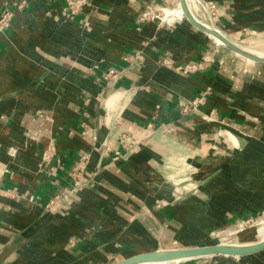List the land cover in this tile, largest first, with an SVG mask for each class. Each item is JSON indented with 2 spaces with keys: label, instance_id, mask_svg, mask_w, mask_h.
Instances as JSON below:
<instances>
[{
  "label": "crops",
  "instance_id": "1",
  "mask_svg": "<svg viewBox=\"0 0 264 264\" xmlns=\"http://www.w3.org/2000/svg\"><path fill=\"white\" fill-rule=\"evenodd\" d=\"M77 1L0 0V264H116L264 239L234 228L264 214V63L187 18L142 19L173 0ZM201 2L187 0L200 21L264 45V0ZM166 264H264V250Z\"/></svg>",
  "mask_w": 264,
  "mask_h": 264
},
{
  "label": "water",
  "instance_id": "2",
  "mask_svg": "<svg viewBox=\"0 0 264 264\" xmlns=\"http://www.w3.org/2000/svg\"><path fill=\"white\" fill-rule=\"evenodd\" d=\"M181 6L185 9V16L187 20L193 24L199 30L207 33L210 36L219 38L222 42V45L226 46L230 50L244 56L253 61L263 62L264 57L258 56L256 54L250 53L244 47L232 41L224 33L215 27H210V25L200 21L196 16L193 15L188 3L186 0H180ZM114 81V80H113ZM112 81V82H113ZM105 147H100V155L97 162V168L100 169L101 164L105 155ZM85 173V172H84ZM85 175L83 174L80 178L78 184L61 200L58 201L54 207H57L60 204L67 203L70 198L76 196L79 191L86 185ZM183 197L179 198L181 200ZM264 250V239L252 243V244H207L201 246H190V247H181V248H172V249H158L152 252L136 254L126 259H123L116 264H140L143 262L150 261H164L166 263L178 262L187 259H193L204 256H214V255H226V256H245L254 254Z\"/></svg>",
  "mask_w": 264,
  "mask_h": 264
},
{
  "label": "rangeland",
  "instance_id": "3",
  "mask_svg": "<svg viewBox=\"0 0 264 264\" xmlns=\"http://www.w3.org/2000/svg\"><path fill=\"white\" fill-rule=\"evenodd\" d=\"M179 4V2H178V0H173V4H171V5H167V6H160V7H158V9L159 8H161V7H167V8H169V7H171V9H175V10H177V9H179L180 8V6L178 5ZM197 4V8L195 9L196 11L197 10H199L198 12H200L201 10H202V12H203V8H202V6H201V4L200 3H196ZM178 5V6H177ZM157 9V10H158ZM156 13H158V12H156ZM184 14H182V19H186V16L184 17ZM210 36V35H209ZM216 42V41H215ZM216 44L218 45V46H220V48H221V50L223 51V50H226L225 52H229L227 49H229V48H227L226 46H224V45H222V44H219V43H217L216 42ZM240 46H241V44H239ZM254 47V45H252V44H249V43H243L242 44V47H246L247 49L246 50H248V51H251L252 52V50H254V52H256V53H261V54H263L262 52H264V45H256V47H254V48H251V47ZM227 48V49H226ZM252 49V50H251ZM214 60V58H212V55L210 56V58L207 56V57H205V60H204V67L206 66V64L207 63H211L212 61ZM200 63V62H199ZM198 64V63H197ZM191 65L192 64H189V65H185L184 67H183V71L184 70H190V69H193V70H195L194 68H192L191 67ZM203 65H202V67L201 66H199L198 68H196V69H201V68H204L203 67ZM202 96V95H201ZM201 96H199V97H201ZM199 97H197V98H195V99H193V100H188V101H185V100H179V107H180V111L183 113V114H189V113H191V112H193V110H195V109H197L198 108V106L200 105V104H203V102L204 101H201L200 103H198V105H195L193 102H195L196 101V99H198ZM186 108V109H185ZM207 117L209 116V115H212L211 113H208V114H205ZM206 116H205V118H206ZM206 120V119H205ZM234 228H236V232H237V234H241L242 232H244V231H246V230H254V232L256 233V235L257 236H259V238H262V237H264V214H261V215H259V216H254V217H252V218H250L249 220H245V221H241V222H237L236 224H235V227ZM221 243H233V244H240V243H237V242H225V241H223V242H221ZM152 264V263H151ZM158 264H160V263H158Z\"/></svg>",
  "mask_w": 264,
  "mask_h": 264
},
{
  "label": "built area",
  "instance_id": "4",
  "mask_svg": "<svg viewBox=\"0 0 264 264\" xmlns=\"http://www.w3.org/2000/svg\"><path fill=\"white\" fill-rule=\"evenodd\" d=\"M70 3H71V1H70ZM76 3H81V2L78 0ZM196 3H200L201 5L203 4V3L201 2V0H196ZM203 6H204L205 9H209V8H210L209 5H204V4H203ZM156 12H158V13H156ZM9 17H10L9 13H5V14L2 16V18H0V32H1V31L3 30V28L6 27L7 24L9 23V21H10V18H9ZM142 19H143V20L157 21V22H158L160 25H162V26H164V25H172V24H174V23L176 22V20H178V19H176V18H175L174 20L166 19L162 7L159 8L158 10H148V11H146V12L143 14V16H142ZM181 19H182V18H181ZM199 66H202V64H200V63H198V64H197V63H192V65H191V67L194 68V69L198 68ZM180 68L183 69V67H180ZM108 75H109V76H112V77H115V76H116V72H115L113 69H111V70L108 72ZM203 100H204V96H201V97H199L198 99H196V101L193 102V103H194L195 105H198V103H200V102L203 101ZM185 109H186V108H185ZM5 171H7V169H6L4 166H1V170H0L1 174H2L3 172H5ZM179 198H181V197L179 196Z\"/></svg>",
  "mask_w": 264,
  "mask_h": 264
},
{
  "label": "bare ground",
  "instance_id": "5",
  "mask_svg": "<svg viewBox=\"0 0 264 264\" xmlns=\"http://www.w3.org/2000/svg\"><path fill=\"white\" fill-rule=\"evenodd\" d=\"M187 1V0H186ZM189 7V6H188ZM163 9V11H164V14H165V18L166 19H169V20H174L175 18L176 19H181L182 18V14H184L185 15V9L182 7V6H180V8L179 9H177V10H175V9H171V8H167V7H164V8H162ZM211 27V26H210ZM212 37H214V36H212ZM220 44H222V42H221V40L219 39V38H216V37H214ZM252 50V49H251ZM248 51V50H247ZM250 53H253V54H256V55H258V56H262V57H264V52H262L263 54H261V53H256V52H254V50H252V52L251 51H249ZM264 234V233H263ZM223 244H226V245H228V244H230V243H223ZM233 244V243H232ZM234 245H236V244H234ZM151 263H153V264H158V263H160V264H166V262H164V261H150V262H143V263H140V264H151Z\"/></svg>",
  "mask_w": 264,
  "mask_h": 264
}]
</instances>
